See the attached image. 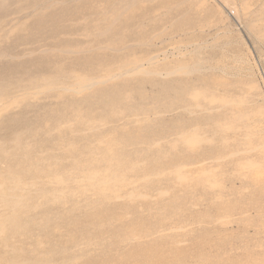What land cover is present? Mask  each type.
Instances as JSON below:
<instances>
[{
	"label": "rangeland",
	"instance_id": "374dc122",
	"mask_svg": "<svg viewBox=\"0 0 264 264\" xmlns=\"http://www.w3.org/2000/svg\"><path fill=\"white\" fill-rule=\"evenodd\" d=\"M33 263L264 264V0H0V264Z\"/></svg>",
	"mask_w": 264,
	"mask_h": 264
},
{
	"label": "bare ground",
	"instance_id": "6f19581e",
	"mask_svg": "<svg viewBox=\"0 0 264 264\" xmlns=\"http://www.w3.org/2000/svg\"><path fill=\"white\" fill-rule=\"evenodd\" d=\"M135 2V1H134ZM122 3V2H121ZM124 3H125V1H124ZM135 4V3H134ZM122 5H123V3H122ZM129 7V6H128ZM127 7V8H128ZM119 9V8H118ZM129 9V8H128ZM121 13V12H120ZM123 14V13H122ZM121 15V14H120ZM119 15V16H120ZM118 19V18H117ZM188 87H189V85H188ZM188 87H187V90H188ZM184 90V89H183ZM189 90H191V88L189 89ZM107 92V93H106ZM108 92L109 91H105L104 93H106V95H104V93H103V97H101V98H104L103 99V102L102 103H104L105 105H107V106H113V107H117V106H119V105H121L123 102H125V98L123 97V96H121V95H115V94H113V93H111L112 91H110L109 93L110 94H108ZM125 96V95H124ZM201 106V105H200ZM203 107H206V105L205 106H203ZM194 136V135H193ZM125 140H132L131 138L129 139H125ZM125 140H123V141H125ZM150 140H152V139H150ZM129 141H127V142H129ZM148 141V140H147ZM126 142V141H125ZM125 142H122V143H125ZM132 143H133V141H131ZM188 142V144H190V146H195V145H197V143H198V140L194 137L193 139H190V140H188L187 141ZM148 143V142H147ZM113 144H114V141H111L108 145H110V146H113ZM159 154V153H158ZM200 154H201V152H200ZM199 154V155H200ZM106 155H107V153H106ZM198 155V153H196V156ZM119 157V158H121V159H116V160H118L122 165H128V167L129 168H133L134 167V165L132 164V163H129L128 162V154L127 153H124V157L122 158V155H120V154H117L116 155V157ZM121 156V157H120ZM194 156V155H193ZM195 156V157H196ZM106 157H108V156H106ZM111 157H109V159H110ZM125 158H127V159H125ZM188 159H190L191 157H187ZM201 158V157H200ZM147 159V158H146ZM171 159V158H170ZM112 161H114V159H111L110 160V162H112ZM92 162V161H91ZM79 163V162H78ZM80 166V165H79ZM81 167V166H80ZM156 170H157V168H156ZM153 171H155V170H153ZM158 171V170H157ZM112 173V172H111ZM114 173V172H113ZM94 173L93 174H89L88 176H89V178L92 180V179H94ZM94 183V182H93ZM92 183V184H93ZM98 187H100V186H98ZM107 187V182H103V185H102V183H101V188H106ZM99 190V189H98ZM108 197V196H107ZM14 206L15 207H17V205H15L14 204ZM18 209V208H17ZM14 226L17 228V229H19V228H22L23 227V225H22V223L20 222V216H19V214H17L15 217H14ZM154 251V250H153ZM37 263V262H36ZM34 264V263H33Z\"/></svg>",
	"mask_w": 264,
	"mask_h": 264
}]
</instances>
